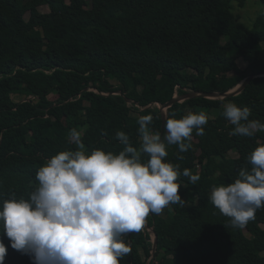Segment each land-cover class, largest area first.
<instances>
[{"label": "trees", "instance_id": "1", "mask_svg": "<svg viewBox=\"0 0 264 264\" xmlns=\"http://www.w3.org/2000/svg\"><path fill=\"white\" fill-rule=\"evenodd\" d=\"M246 2L0 0V198H27L38 168L60 151L76 149L69 139L73 128L87 152L118 154V131L139 146L140 116L152 115L149 127L160 133L159 103L188 91L226 92L264 71V27H248L234 11ZM227 102L247 106L249 119L264 122V75L233 96H196L165 110L166 119L172 113L207 115L203 134L192 133L191 148L180 152L170 145L165 158L200 180L193 185L181 174L184 203L149 214L139 233L124 237L132 251L121 264H264V208L235 228L208 198L214 185L231 183L240 168H250L248 155L264 144V132L231 134L234 126L222 114ZM232 149L233 166L221 167ZM145 225L157 236L153 255ZM4 243V264L31 260L7 238Z\"/></svg>", "mask_w": 264, "mask_h": 264}, {"label": "clouds", "instance_id": "2", "mask_svg": "<svg viewBox=\"0 0 264 264\" xmlns=\"http://www.w3.org/2000/svg\"><path fill=\"white\" fill-rule=\"evenodd\" d=\"M222 114L234 126L232 135L264 132V122L249 119L247 106L227 102ZM152 120V115L139 117L138 147L118 131L116 139L123 145L118 154L99 148L87 152L80 133L71 129L69 139L76 149L47 159L27 198L15 193L0 198V264L8 251L4 238L32 264H121L132 251L124 237L139 233L149 214L160 215L169 205L184 203L181 174L193 185L200 180L165 158L170 145L180 152L191 148L192 133L203 134L207 115L189 112L176 118L172 113L163 138L149 127ZM247 160L250 168H240L231 183L214 185L208 197L235 228L246 226L264 208V144Z\"/></svg>", "mask_w": 264, "mask_h": 264}, {"label": "rangeland", "instance_id": "3", "mask_svg": "<svg viewBox=\"0 0 264 264\" xmlns=\"http://www.w3.org/2000/svg\"><path fill=\"white\" fill-rule=\"evenodd\" d=\"M254 2V3H252ZM40 11L47 12L48 8L46 6H41ZM235 14L238 15L239 20L246 24L250 28H263L264 27V2L259 0H247L246 4L242 8H235L234 9ZM263 11V12H262ZM28 14L25 15V18H27ZM239 68L246 72V62L242 60L241 58L237 61ZM18 100V98H14ZM96 106L99 105L98 98H94ZM75 105L80 109L82 104L80 101H74ZM82 109V108H81ZM236 156V150L232 149L229 152L228 159L226 161L220 162L219 165L224 168H229L233 166L232 159ZM163 213V212H162ZM148 227V226H147ZM152 228V227H151ZM148 227V230L152 233V229ZM153 255V254H152ZM25 264H32V260H29Z\"/></svg>", "mask_w": 264, "mask_h": 264}, {"label": "water", "instance_id": "4", "mask_svg": "<svg viewBox=\"0 0 264 264\" xmlns=\"http://www.w3.org/2000/svg\"><path fill=\"white\" fill-rule=\"evenodd\" d=\"M264 75V71L261 72H255V73H250L248 74L243 80H241V82L235 86L234 88L226 91V92H217V91H188L182 95H175L172 98H170L169 100L159 103V108L162 111V123H161V130H160V134L162 137V133H163V129H164V124H165V120H166V115H165V110L170 107L173 103L175 102H181L185 99H189V98H193L196 96H203V97H207V98H225L228 96H233L237 93H239L244 87L245 85L254 77L257 76H262ZM129 100V99H128ZM153 231V230H152ZM156 246H157V236L155 234V231H153V246H152V254L155 253L156 251Z\"/></svg>", "mask_w": 264, "mask_h": 264}]
</instances>
